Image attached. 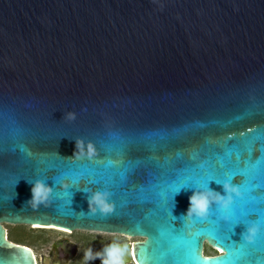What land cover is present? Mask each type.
Wrapping results in <instances>:
<instances>
[{
    "label": "water",
    "instance_id": "1",
    "mask_svg": "<svg viewBox=\"0 0 264 264\" xmlns=\"http://www.w3.org/2000/svg\"><path fill=\"white\" fill-rule=\"evenodd\" d=\"M75 140L93 143L97 156L69 159ZM261 143L264 0H0L4 264L30 250L7 240L4 224L141 238L121 244L126 264H140L139 247L142 264H264ZM36 180L54 191L49 206L33 209ZM231 180L243 195L232 223L261 226L253 244L240 238L243 224L214 223L220 213L203 224L180 218L195 190L223 194ZM179 185L188 188L173 206ZM88 190L111 192L114 212L80 215ZM204 243L219 253L203 255Z\"/></svg>",
    "mask_w": 264,
    "mask_h": 264
},
{
    "label": "clouds",
    "instance_id": "2",
    "mask_svg": "<svg viewBox=\"0 0 264 264\" xmlns=\"http://www.w3.org/2000/svg\"><path fill=\"white\" fill-rule=\"evenodd\" d=\"M68 119H75L74 114L69 113ZM97 156V150L93 143H85L83 140H75V151L71 158L76 159H93ZM64 158V157H62ZM31 199L26 202L33 209H38L40 206H49L52 202L54 187L49 186L46 181L36 180L30 182ZM222 185L223 194L215 191L209 186L206 189L195 190L189 197V208L185 215L180 218H187L188 220L204 221L209 216V210L213 205L222 212H227L231 209L234 203V197L241 196L240 187L231 182H224ZM64 189L68 185H61ZM87 194L88 210L87 212L81 210L80 215H96L99 213L102 216H108L114 212V204L110 202L111 192L109 191H85ZM176 219V217H174ZM226 219V217H225ZM261 232V226L258 222L252 221L245 227V230L240 234V238L248 243L253 244L257 236ZM127 245L122 246L119 243H112L103 248L101 252H93L91 249L85 252V261L99 259L101 264H126L125 257L127 253Z\"/></svg>",
    "mask_w": 264,
    "mask_h": 264
},
{
    "label": "rangeland",
    "instance_id": "3",
    "mask_svg": "<svg viewBox=\"0 0 264 264\" xmlns=\"http://www.w3.org/2000/svg\"><path fill=\"white\" fill-rule=\"evenodd\" d=\"M6 230L7 240H10L14 243L24 244L30 248L33 253L37 256L42 257L45 255L49 249L53 238L57 236L59 230L55 229H41L42 227L25 226V225H3ZM76 235L86 242L82 253L80 255L79 261L77 264H101L99 259L85 261L84 254L86 251L91 249L94 253L96 250L101 252L104 247L112 243H133L136 241H141V238H132L123 235L103 233V232H93V231H74ZM203 255L214 256L219 253L210 248L205 243L203 244L202 249Z\"/></svg>",
    "mask_w": 264,
    "mask_h": 264
},
{
    "label": "snow or ice",
    "instance_id": "4",
    "mask_svg": "<svg viewBox=\"0 0 264 264\" xmlns=\"http://www.w3.org/2000/svg\"><path fill=\"white\" fill-rule=\"evenodd\" d=\"M260 151H261V153H264V143H261V149H260ZM262 157H264V155H261L259 158H256L255 159V163L256 164H259L261 162ZM241 159H242L241 155L238 154L237 155V161H240ZM246 163L247 164L252 163V157H251V154L250 153H249V160ZM109 166H112V162L111 161H109ZM221 167H223V165H221ZM72 179H73V183H75L76 180L78 179V177H73ZM225 182L234 183V180L225 181ZM241 185H243V183ZM261 187H264V185H261ZM187 188H188L187 186L179 185L171 193L168 194V198H169V200H170V202H171V204L173 206H174V204H173V197H174V195H176L177 193H179V191L181 189H187ZM67 194H69V193H65V195H67ZM238 198H243L242 193H241V196L238 197ZM252 198L255 199V196H253ZM214 212L220 213V215H218L216 217V220L214 221V223H217L218 224L220 220L228 221L229 222V225H230V227L228 229L229 231L233 230L234 228H236L240 224H243L245 227L249 224L246 220L237 221L236 223H232V218H231V215H230L229 211L222 212V211L218 210L216 206L210 208V210H209V216H208V218L206 220H208L210 218V216H212L214 214ZM225 217H226V219H225ZM206 220L201 221V220H195V219H193L191 221H192L193 224H197V221H199L200 224H203ZM34 227H38V225H34ZM202 231H203V229L202 228H199L196 231L185 232V238H190L193 234H195V235L198 236V235H200V233ZM216 233H217V239L220 240V241H223L224 235L221 234V231L219 229H216ZM3 241H4L3 233H0V247L4 246ZM29 251L30 250H28V249H24L23 251H21L20 253H18L17 255L20 258L19 260H17L16 257L14 256L13 259H14L15 264H25V262L29 261L31 259V257L28 255ZM146 251H147V249L144 248V247L134 248L133 256L139 258L140 264H142V261L145 260V252ZM182 251L184 252V254L186 256H190L192 254V250L188 246H184L182 248ZM199 259H200V256H199ZM0 264H4V261L3 260H0Z\"/></svg>",
    "mask_w": 264,
    "mask_h": 264
},
{
    "label": "flooded vegetation",
    "instance_id": "5",
    "mask_svg": "<svg viewBox=\"0 0 264 264\" xmlns=\"http://www.w3.org/2000/svg\"><path fill=\"white\" fill-rule=\"evenodd\" d=\"M58 232L45 255L40 257L32 252L35 264H77L86 242L74 231L59 230ZM96 252L99 251L96 250Z\"/></svg>",
    "mask_w": 264,
    "mask_h": 264
},
{
    "label": "bare ground",
    "instance_id": "6",
    "mask_svg": "<svg viewBox=\"0 0 264 264\" xmlns=\"http://www.w3.org/2000/svg\"><path fill=\"white\" fill-rule=\"evenodd\" d=\"M39 227V226H38ZM46 228H52V229H55V230H63V229H58V228H54V227H46ZM65 231V230H63ZM31 250V249H30ZM32 251V250H31ZM33 252V251H32Z\"/></svg>",
    "mask_w": 264,
    "mask_h": 264
},
{
    "label": "trees",
    "instance_id": "7",
    "mask_svg": "<svg viewBox=\"0 0 264 264\" xmlns=\"http://www.w3.org/2000/svg\"><path fill=\"white\" fill-rule=\"evenodd\" d=\"M10 241V240H9ZM16 244H19V243H16ZM20 245H23V246H25V247H28V246H26V245H24V244H20ZM206 256V255H205Z\"/></svg>",
    "mask_w": 264,
    "mask_h": 264
}]
</instances>
